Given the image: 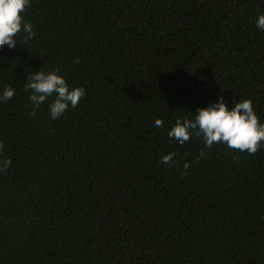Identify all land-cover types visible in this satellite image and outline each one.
Listing matches in <instances>:
<instances>
[{
    "label": "trees",
    "instance_id": "obj_1",
    "mask_svg": "<svg viewBox=\"0 0 264 264\" xmlns=\"http://www.w3.org/2000/svg\"><path fill=\"white\" fill-rule=\"evenodd\" d=\"M261 13L264 0H30L35 35L0 48V95L15 90L0 100V264H264V142L253 155L168 136L220 96L264 123ZM39 70L85 89L55 120L54 95L29 115Z\"/></svg>",
    "mask_w": 264,
    "mask_h": 264
},
{
    "label": "clouds",
    "instance_id": "obj_2",
    "mask_svg": "<svg viewBox=\"0 0 264 264\" xmlns=\"http://www.w3.org/2000/svg\"><path fill=\"white\" fill-rule=\"evenodd\" d=\"M29 3L30 0H0V48L5 45L9 49L15 48V37L21 30L27 33L25 42L35 35L31 23L25 22L22 16ZM256 25L264 31V13L257 16ZM75 62L79 63V58ZM56 73L57 70L28 73L25 91L29 92L28 99L33 107L30 116L34 117L35 110L54 95L55 99L48 107L51 118L55 120L69 106L76 107L85 95L83 87L70 88L65 79ZM14 95L13 88L5 87L0 100H10ZM163 123L160 119L155 121L157 127H163ZM193 131L197 136L202 135L205 147L209 149L214 144H225L230 149L254 155L264 142V123H260L250 99H243L229 108L220 96L217 102L210 103L206 108H198L193 119H176L168 136L183 144L190 139ZM2 150L3 145L0 144ZM174 155L169 153L162 156L161 163H169ZM10 165V159H0V171H6ZM183 168L187 170L189 164L184 163Z\"/></svg>",
    "mask_w": 264,
    "mask_h": 264
}]
</instances>
